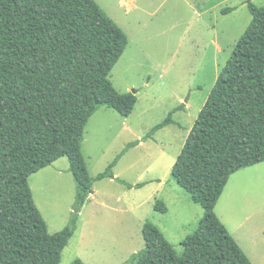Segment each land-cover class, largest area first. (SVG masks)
Segmentation results:
<instances>
[{
	"label": "trees",
	"instance_id": "1",
	"mask_svg": "<svg viewBox=\"0 0 264 264\" xmlns=\"http://www.w3.org/2000/svg\"><path fill=\"white\" fill-rule=\"evenodd\" d=\"M247 7L251 21L171 166L204 215L180 242V255L145 221L144 246L131 254V264H253L214 211L230 175L264 161V5ZM127 43L94 0H0V264H59L92 193L94 178L81 152L84 126L102 106L127 117L137 101L136 90L120 93L109 79ZM182 107L128 142L95 178H114L121 155L174 123L172 114ZM62 156L76 184L74 211L69 224L49 233L28 177ZM154 208L167 210L161 201Z\"/></svg>",
	"mask_w": 264,
	"mask_h": 264
},
{
	"label": "rangeland",
	"instance_id": "2",
	"mask_svg": "<svg viewBox=\"0 0 264 264\" xmlns=\"http://www.w3.org/2000/svg\"><path fill=\"white\" fill-rule=\"evenodd\" d=\"M94 1L128 39L109 79L120 93L136 90L137 101L127 117L102 106L84 126L81 152L94 178L92 196L79 212L59 264L76 258L85 264H131V254L144 246L145 221L156 225L180 255V242L196 230L204 210L178 186L171 166L251 21L248 3L262 6L264 0ZM228 7L232 10L224 13ZM180 105L172 114L174 123L121 155L114 178H95L128 142L143 138ZM119 180L144 184L129 188ZM28 184L49 233L69 224L76 184L67 157L30 174ZM223 190L217 210L250 254L241 239L249 227L257 239L264 232V161L234 172ZM156 201L166 212L154 208ZM237 221L242 225L234 227Z\"/></svg>",
	"mask_w": 264,
	"mask_h": 264
},
{
	"label": "crops",
	"instance_id": "3",
	"mask_svg": "<svg viewBox=\"0 0 264 264\" xmlns=\"http://www.w3.org/2000/svg\"><path fill=\"white\" fill-rule=\"evenodd\" d=\"M141 142H139L138 144H140ZM137 144V145H138ZM224 191V190H223ZM92 193L89 194L88 197V201L91 200V195ZM223 196V192L220 195L215 207H214V211L215 214L217 215V217L220 219V221L225 225V227L227 228V230L229 231V233L232 235V237L234 238V240L236 241V243L238 244V246L240 247V249L243 251V253L249 258V260L253 263V264H264V232H262V237L257 239L256 238V231H254V229L252 228H248L246 230V236L243 235V239L246 240L247 243H244L243 239H241V242L243 243V245L249 250L250 254L253 256H250V254H247V252L244 250V248L242 247V244L240 243L239 238H236L234 236V233H232L226 223V220L220 215V212H218L217 210V204H219L218 202L220 201V198ZM84 206V205H83ZM82 209V208H81ZM81 212V211H80ZM264 212V211H261ZM233 217V215H232ZM232 217H229L227 219L231 220ZM237 224H234V227L237 226H241L242 223L238 221L236 222ZM241 238V237H240Z\"/></svg>",
	"mask_w": 264,
	"mask_h": 264
},
{
	"label": "water",
	"instance_id": "4",
	"mask_svg": "<svg viewBox=\"0 0 264 264\" xmlns=\"http://www.w3.org/2000/svg\"><path fill=\"white\" fill-rule=\"evenodd\" d=\"M131 92H135V90L134 91H131Z\"/></svg>",
	"mask_w": 264,
	"mask_h": 264
}]
</instances>
